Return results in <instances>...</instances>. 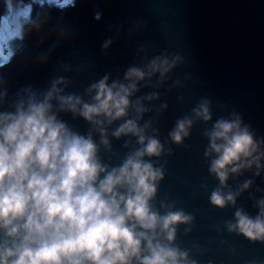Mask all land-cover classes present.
I'll use <instances>...</instances> for the list:
<instances>
[{
	"label": "clouds",
	"instance_id": "clouds-1",
	"mask_svg": "<svg viewBox=\"0 0 264 264\" xmlns=\"http://www.w3.org/2000/svg\"><path fill=\"white\" fill-rule=\"evenodd\" d=\"M4 2L0 68L16 54L12 42L23 41L33 23L26 0ZM113 43L105 40L102 49ZM183 63V56L166 49L146 53L123 79L105 74L84 94L68 91L69 75L54 77L43 89L27 85L12 93L0 73V264H203L181 242V229L190 235L196 214L160 196L164 157L173 155L172 145L187 147L198 123L210 125L203 131L208 175L216 181L210 191L204 185L209 206L234 209L227 232L264 244V188H255L259 197L252 194L256 178L264 177V136L237 112L215 116L212 100L203 98L161 139L156 124L169 106L154 109L145 102L161 99L159 89ZM144 88L154 90L141 95ZM66 115L83 120L87 130ZM113 139L124 140L122 157ZM246 174L252 178L241 183ZM244 193L251 194L255 214L239 204Z\"/></svg>",
	"mask_w": 264,
	"mask_h": 264
},
{
	"label": "water",
	"instance_id": "water-1",
	"mask_svg": "<svg viewBox=\"0 0 264 264\" xmlns=\"http://www.w3.org/2000/svg\"><path fill=\"white\" fill-rule=\"evenodd\" d=\"M26 2L33 6L25 9L32 12L30 31L23 41L12 42L16 54L0 68L12 93L27 85L43 89L54 77L69 75L73 83L68 91L84 94L103 75L123 79L125 70L141 64L146 53L151 56L166 49L183 56L185 63L159 89V101L145 102L154 109L164 103L169 106L156 124L161 139L167 137L177 118L190 114L203 98L212 100L215 116L237 112L264 136V0ZM5 13V2L0 0V17ZM109 38L114 43L105 52L102 45ZM68 67L70 73L65 72ZM177 80L179 86L173 87ZM153 90L144 88L141 95ZM155 116L154 111L145 120ZM64 118L82 131L88 128L83 120H73L70 115ZM206 127L210 125L198 123L186 141L188 146L172 145L173 155L164 157L167 180L161 186V199L176 200L196 214L193 232L185 236L181 229V242L203 264L208 260L214 264H264V244L227 232L225 223L233 218L234 209L218 211L208 204V191L216 181L208 175L209 162L204 157ZM112 143L118 156L127 153L123 139ZM247 178L252 177L246 174L239 181ZM231 183L236 186L235 181ZM256 187L264 188V177L256 178L253 188L252 194L259 197ZM250 195L244 193L239 204L255 214Z\"/></svg>",
	"mask_w": 264,
	"mask_h": 264
}]
</instances>
